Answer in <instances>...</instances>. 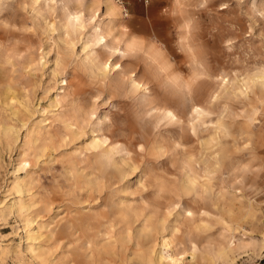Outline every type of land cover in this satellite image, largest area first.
Returning a JSON list of instances; mask_svg holds the SVG:
<instances>
[{
  "label": "rangeland",
  "instance_id": "obj_1",
  "mask_svg": "<svg viewBox=\"0 0 264 264\" xmlns=\"http://www.w3.org/2000/svg\"><path fill=\"white\" fill-rule=\"evenodd\" d=\"M176 1L116 3L145 95L54 3L0 2V264H164V238L179 264H264V0Z\"/></svg>",
  "mask_w": 264,
  "mask_h": 264
},
{
  "label": "bare ground",
  "instance_id": "obj_2",
  "mask_svg": "<svg viewBox=\"0 0 264 264\" xmlns=\"http://www.w3.org/2000/svg\"><path fill=\"white\" fill-rule=\"evenodd\" d=\"M8 1L9 0H0V2L4 4L7 3ZM18 2L34 3L36 2V0H18ZM46 2L54 3L59 7V10L64 20L63 21L64 35L67 36L70 33L83 35L85 29H87L86 32L87 35L93 38V41L92 42L81 41L82 42L81 51L84 53L85 59L90 63V65L97 73H99L102 76L116 74L120 78L119 79L120 83H124L128 88L135 91H139L143 94L146 92L149 93L148 80H140L133 71L127 73L118 61L115 62L116 59H122L128 56L130 53L135 52L141 46L139 42L135 41L133 38L127 35L124 32V30L123 32L122 31L120 32L119 27H120L121 17L118 7L119 5L118 4H117L118 6L115 5L116 2H114L113 0H46ZM176 2L177 1L174 0V3ZM63 42L67 44L66 41ZM70 45L72 46V44ZM91 47L94 48L95 50L94 52H92ZM104 54L107 55L105 59H103ZM145 54L150 56V58H152L155 62L158 59L157 51H155L153 57L146 50H145ZM161 66L162 65L159 64L160 68ZM188 82L189 81H187V83ZM67 85H68L67 81L62 78L60 80V89H59L60 91L57 95L58 98L54 100L57 106L60 103L59 102V99L61 98L60 95L65 94ZM189 85L188 87L187 86L186 87L189 88ZM146 95L148 96V94ZM216 97L217 95H214V98ZM161 110H162L163 118L166 117L170 120H178V117L172 111L170 106L165 105V107H163ZM203 112L205 113V111H203L202 108H200L199 106L193 103L191 104V114H196L197 116L202 114ZM87 114L88 112L85 111L84 108L76 109L75 117L74 118L70 117L66 121L67 130L69 132H72L73 130H78L79 126L76 119L82 120V118H85ZM102 139L103 140H101V138L100 139L95 138L93 139V142L104 143L107 140L104 138ZM23 165L24 166L29 165V162L25 160L23 161ZM11 206L12 208L16 207V213H20V209L17 208V204H12ZM187 213L189 214L188 216H192L193 214L190 211H187ZM40 230L41 228L37 227L36 232L32 233L29 225L25 229L26 240L29 242H35L37 239L41 238L42 234L40 233ZM186 254L189 257V259L193 258L191 253L187 252ZM186 254L183 255L176 254L173 241L170 240L169 238H164L161 240L160 252L158 255V260L160 262H164V264H179L182 261V259L186 257Z\"/></svg>",
  "mask_w": 264,
  "mask_h": 264
},
{
  "label": "built area",
  "instance_id": "obj_3",
  "mask_svg": "<svg viewBox=\"0 0 264 264\" xmlns=\"http://www.w3.org/2000/svg\"><path fill=\"white\" fill-rule=\"evenodd\" d=\"M114 2L124 5L127 0H113ZM144 4H148L149 0H142Z\"/></svg>",
  "mask_w": 264,
  "mask_h": 264
},
{
  "label": "crops",
  "instance_id": "obj_4",
  "mask_svg": "<svg viewBox=\"0 0 264 264\" xmlns=\"http://www.w3.org/2000/svg\"><path fill=\"white\" fill-rule=\"evenodd\" d=\"M128 1H129V0H127L125 3H127ZM138 1H141V2L143 3L142 0H138ZM150 1H151V0H149V2H150ZM149 2H148V4H149ZM148 4H144V3H143L144 6H147ZM115 5H116V4H115ZM117 6H118V5H117ZM119 12H120V8H119ZM120 17H121V12H120Z\"/></svg>",
  "mask_w": 264,
  "mask_h": 264
}]
</instances>
